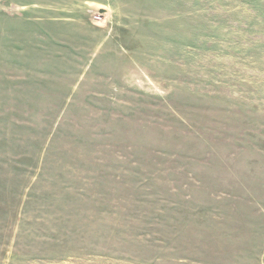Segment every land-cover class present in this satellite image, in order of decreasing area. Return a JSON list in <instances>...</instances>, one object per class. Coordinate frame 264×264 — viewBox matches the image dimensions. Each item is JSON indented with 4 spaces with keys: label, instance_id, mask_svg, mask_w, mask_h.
Masks as SVG:
<instances>
[{
    "label": "rangeland",
    "instance_id": "obj_1",
    "mask_svg": "<svg viewBox=\"0 0 264 264\" xmlns=\"http://www.w3.org/2000/svg\"><path fill=\"white\" fill-rule=\"evenodd\" d=\"M0 264H264V0H0Z\"/></svg>",
    "mask_w": 264,
    "mask_h": 264
}]
</instances>
